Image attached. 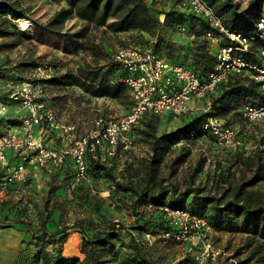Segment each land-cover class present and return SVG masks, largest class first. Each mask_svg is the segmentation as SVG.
<instances>
[{
    "label": "trees",
    "instance_id": "16d2710c",
    "mask_svg": "<svg viewBox=\"0 0 264 264\" xmlns=\"http://www.w3.org/2000/svg\"><path fill=\"white\" fill-rule=\"evenodd\" d=\"M206 1L229 31L249 38V49L237 54L249 64L259 62L264 40L256 29L264 16V0H249L245 5L240 0ZM164 2L167 4L157 5L155 0H64L42 21L32 18L20 0H0V51L13 49L26 39L33 44L47 39L56 41L63 49L80 54L79 61L70 67L47 61L56 68L55 73L45 79L36 77L33 82L59 88L76 87L88 97L127 102L130 108L132 92L122 80L125 69L114 58L118 48L131 43L150 46L167 63L185 65L203 79L217 64L218 44L206 36L211 28L209 22L183 6L182 0ZM21 18L30 20L29 29L21 28ZM72 20L74 23L68 25ZM180 28H185V33L192 38L188 41L175 38L173 33ZM213 30L221 35V44H235L225 33ZM115 41L121 44L118 48L114 46ZM47 62L41 56H28L9 66L11 61L7 59L6 64H0V79H25L26 72ZM206 98L207 110L181 115L167 113L166 117L180 120L171 129L159 128L162 115L145 114L131 134L145 142L149 152L126 162L122 169L118 170V154L104 160L88 155L86 177L75 184L71 157L67 156L54 172L53 166H46L50 180L43 200L35 198L27 186L5 182L13 166V156L8 158L7 165H0V184L3 182L18 193L19 189L24 190L19 196L0 201V228L17 226L31 236V246L22 252L20 264H24L25 256L34 245L37 246L33 254L35 264H164L166 246L182 242L172 234L166 237L167 232L172 233L176 228L165 216L161 208L164 206L201 215L216 232L242 235V244L236 248L235 256L247 254L239 263L259 264L264 259V191L258 188L264 182V132L250 149L245 145L235 149L221 147L224 156L218 162L219 172L210 187L196 182L204 159L197 161L182 178L177 179V174L190 155L187 146L181 143L206 137L214 139L202 126L209 116L222 118L226 125L233 126L239 120L253 125L259 118L247 122L243 107L263 104L264 94L247 67L241 72L229 73ZM6 122L20 126L22 117L7 118ZM171 154L174 155L168 162ZM165 166L167 172L163 169ZM58 175L60 180L56 185ZM98 181L106 183L107 199L119 200L115 205L127 211L131 222L106 218L102 211L106 199L102 197L94 204L100 219L83 217L70 224L61 220L57 199L65 184L69 182L80 190L97 188ZM80 195L89 202L86 193L80 192ZM73 228L81 234L79 248L83 258L63 254V244ZM190 263L187 251L175 264Z\"/></svg>",
    "mask_w": 264,
    "mask_h": 264
},
{
    "label": "built area",
    "instance_id": "2783aa9c",
    "mask_svg": "<svg viewBox=\"0 0 264 264\" xmlns=\"http://www.w3.org/2000/svg\"><path fill=\"white\" fill-rule=\"evenodd\" d=\"M183 6L204 17L211 28L206 32L207 38L218 44L216 50L217 64L206 78H201L194 70L182 64H169L150 46L131 43L122 46L114 53L115 60L121 62L125 69L123 82L132 92L133 103L128 111L118 117L108 120L100 118L96 128L79 137H74L63 148H52L46 145L44 134L47 128L59 129L61 134H69L76 130L73 123L63 124L56 121L54 112L46 101V95L41 82L21 79L12 84V97L25 111L19 126L24 136L17 131L0 134V165L8 164L7 150H12V156L19 159L5 176L6 183H16L21 186L29 168L34 170L39 166H58L69 156L74 161V183L83 181L87 171V157L114 156L115 149L120 144L128 147L131 131L147 113L161 116L172 113L186 114L192 110L196 101L206 98L218 84L225 80L229 73L241 72L250 68L252 76L260 83L264 94V48L259 51V62L249 64L237 54L247 51L250 40L241 33L229 31L220 16L206 0H182ZM225 33L235 44H221V35H216L213 29ZM185 28H182L184 30ZM257 33L264 40V16L257 24ZM56 68L50 63H44L35 69V76L40 79L51 77ZM208 108V107H207ZM207 108L205 110H207ZM7 111L6 105L0 104V114ZM264 115V103L259 106L246 104L243 107V117L249 123ZM222 148L235 149L240 141L237 130L232 125H226L218 116H209L202 125ZM40 128L39 135L35 128ZM176 231L167 232L178 240L198 239L213 233L214 229L207 219L194 214L187 209H172L161 207ZM222 254V249L215 247L208 240L196 255L191 264L215 262Z\"/></svg>",
    "mask_w": 264,
    "mask_h": 264
},
{
    "label": "rangeland",
    "instance_id": "374dc122",
    "mask_svg": "<svg viewBox=\"0 0 264 264\" xmlns=\"http://www.w3.org/2000/svg\"><path fill=\"white\" fill-rule=\"evenodd\" d=\"M240 1L245 5L249 0ZM20 2L24 8L29 9L30 16L32 18H37L43 21L49 18L53 12L58 9L64 3V0H20ZM155 2L157 5L167 4L164 0H155ZM163 18L164 15H161L162 20ZM73 23L74 21L72 20L68 22V25ZM19 25L22 29H25L23 28L20 20ZM173 36L183 41H188L192 38L187 35L185 33V29L182 30V28L173 33ZM124 38H122V40H124ZM116 41L114 42V46L115 48H118L121 44ZM28 56H41L44 62L58 61L64 67H70L74 66L79 61L81 55L76 53L73 49H63L60 44L57 45V42L53 40L47 39L45 42L36 41L33 44L26 39L24 43L13 49L0 51V64H6V60L9 59V61H11L9 66H11L17 61L27 58ZM25 79L31 81L35 80V70H29L26 72ZM16 82V80L5 81L0 79V104H5L7 108V111L4 114H0V132L2 133L11 128V126L6 122L7 118H21L25 113L20 104L12 97V84H15ZM42 86L46 99L49 101L50 107L54 112L56 121L63 124L73 123L76 125V130L74 132L69 134L64 133L60 136H58L54 131H50V128H47L48 130L46 131V138L44 137V141L46 145L52 148H65L72 138L79 137L86 134L93 128H96L97 121L100 118L105 121L112 117H118L129 109V104L127 102H120L109 98H91L85 95L81 89L76 87L59 88L50 86L43 82ZM207 106L208 99L204 98L196 101L194 108L188 112H199L201 110H205ZM166 115L167 114H163L159 121L160 129H171L180 123V120L177 118L166 117ZM233 126L237 130V137L240 141L238 147L245 145L246 149H250L256 145L257 140L264 132V115L259 117L257 122L253 125L245 123L244 120H239ZM133 134H131L132 142L128 147H124V145L120 144L115 149V152L119 157L118 170L122 169L126 162L131 161L134 158L146 156L149 152L147 144ZM181 145L187 146L190 155L188 160L181 167H179L177 179L186 175L194 167L197 161L204 159L203 168L201 172L197 174L196 182L200 185L210 187L213 182L214 175L219 172L217 168L218 162L223 159L221 146H219L215 139L211 137L183 142ZM7 154L8 158L12 157V150H7ZM173 155L174 154H171L167 158L168 162ZM12 158V165H14L17 157L14 156ZM56 168L57 166L51 167L53 172ZM163 169L167 172L166 166ZM49 172L50 170L46 166H39L35 170L33 168H29V171L24 179L25 182H23L25 185L20 187L27 186V190L31 191L35 198L43 200L47 194L48 183L50 180ZM60 176H62V174H60ZM60 176L58 175L54 184H59ZM85 184H90V182H85ZM96 185L97 188L96 186H91L89 189L78 190V187H73V185L67 182L62 189L60 197L57 199V204L59 208H61L60 219L69 224L72 223L73 220L83 217H94L96 219H100L99 214L95 210L94 204L98 201L99 197H102L106 199L103 201L102 209L106 218L122 219L124 222L130 223L132 217L127 214L126 210H119L117 205H115L119 202V200L107 199L109 191L104 189L106 183L98 181ZM258 188L264 191V182H260L258 184ZM19 191L21 192L18 193L15 190L9 189V187L2 182L0 184V201L2 199L12 196L16 197L21 193H24L23 189H19ZM80 192L83 194L86 193L89 196V202L86 201V198L81 197ZM77 194H79V196ZM74 230L78 231L77 228H73L70 230V233ZM207 240L215 247L221 248L222 254L215 262L209 261L205 264H215L218 261H223L226 264H240L239 260L245 258L247 254V252H244L239 256H235L236 248L242 244V235L230 234L227 232L219 233L214 230L213 233L202 236L201 241L196 238L194 240L190 239L182 242H174L169 246H166L164 250V264H175L186 255L187 251L190 252L192 263L200 251L203 242ZM65 244L66 240L63 244L62 251H64ZM36 249L37 246L35 245L30 248L29 254H27L24 258V264H35L33 254ZM49 250H51V247H49ZM114 264L119 263L116 262ZM259 264H264V259L259 261Z\"/></svg>",
    "mask_w": 264,
    "mask_h": 264
},
{
    "label": "crops",
    "instance_id": "0c3cea01",
    "mask_svg": "<svg viewBox=\"0 0 264 264\" xmlns=\"http://www.w3.org/2000/svg\"><path fill=\"white\" fill-rule=\"evenodd\" d=\"M191 105L193 106L194 102ZM51 130L57 133L58 136L62 135L61 132L55 128H50V131ZM12 131H17L20 136H24L23 130H21L19 126H11V128H9L6 132ZM39 133L40 128H35V134L39 135ZM45 136L46 133L43 137ZM18 161L19 159L17 158L15 162L18 163ZM30 240V234L22 228L17 226L0 228V264H20L22 252L26 249V247L31 246V244H29ZM79 244L80 233L74 230L66 239L63 254L66 256H77L79 258H83Z\"/></svg>",
    "mask_w": 264,
    "mask_h": 264
},
{
    "label": "bare ground",
    "instance_id": "6f19581e",
    "mask_svg": "<svg viewBox=\"0 0 264 264\" xmlns=\"http://www.w3.org/2000/svg\"><path fill=\"white\" fill-rule=\"evenodd\" d=\"M20 22L22 23L23 28H25V29H29L31 26V22L26 18H21Z\"/></svg>",
    "mask_w": 264,
    "mask_h": 264
}]
</instances>
